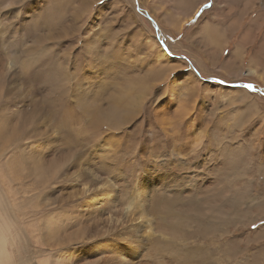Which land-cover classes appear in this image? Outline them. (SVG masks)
Returning a JSON list of instances; mask_svg holds the SVG:
<instances>
[{"label": "rangeland", "instance_id": "obj_1", "mask_svg": "<svg viewBox=\"0 0 264 264\" xmlns=\"http://www.w3.org/2000/svg\"><path fill=\"white\" fill-rule=\"evenodd\" d=\"M245 3L0 0L10 264H264V15L226 63Z\"/></svg>", "mask_w": 264, "mask_h": 264}, {"label": "bare ground", "instance_id": "obj_2", "mask_svg": "<svg viewBox=\"0 0 264 264\" xmlns=\"http://www.w3.org/2000/svg\"><path fill=\"white\" fill-rule=\"evenodd\" d=\"M250 3H253V1L251 2V1H249ZM248 2V3H249ZM244 3H245V0H244ZM247 3V2H246ZM246 3H245V5L242 3V6H246ZM252 5V4H251ZM250 5V6H251ZM241 6V7H242ZM254 6V5H253ZM248 7V6H247ZM246 8V7H245ZM245 8H244V10H245ZM193 10V9H192ZM243 10V9H242ZM241 10V11H242ZM239 12V11H238ZM243 12V11H242ZM239 15V14H238ZM264 15V13L262 14V15H259L258 17H256L253 21H251L250 23H249V25H248V28L247 29H245L244 31H243V35L241 36V38L239 39L240 41H239V43H238V46L237 47H235V50L230 54V56L227 58V60H226V63H228L231 59H235V58H238V57H240L241 56V54H242V52L240 53V50H241V48H242V46H243V43L244 42H246V44H247V42H250L249 40L251 39L250 38V36H252V35H254L253 34V30H254V28H255V24H257V22L259 21V23H260V20H261V17ZM235 20V19H234ZM177 24H179V20L177 19L176 20V24H175V26L177 25ZM208 24H206L204 27H205V31H206V34H207V36H206V39L207 40H209L210 39V37L212 36V34H213V32H211L210 33V31H212L213 30V28L212 27H209V26H207ZM177 27V26H176ZM175 27V28H176ZM216 30V29H215ZM212 38V40H213V38L214 37H211ZM261 39H262V35H261ZM252 40V39H251ZM264 40V39H263ZM251 43V42H250ZM223 46H224V43L222 44ZM245 45V44H244ZM260 45V44H259ZM260 47V46H259ZM160 52H161V54L162 55H165L166 53L165 52H163L161 49H160ZM166 58H167V56H166ZM251 60V59H250ZM253 60V59H252ZM256 62V61H255ZM258 67H259V65H258ZM248 73H252V74H256V75H261L262 73H258V68H257V66H256V64L254 63V60L253 61H251V62H249L248 63V67H247V70H246ZM264 75H262V77H263ZM263 81H264V79H263ZM248 94V93H247ZM256 106V105H255ZM170 201V200H169ZM171 205V204H170ZM115 211V210H114ZM123 230V229H122ZM5 231H6V225H5V223H4V221H2V224H0V264H10V262H9V255H8V252H7V242H6V233H5ZM109 233V232H108ZM110 245H114L113 244V242L110 244ZM132 247V249L134 250V258H138L139 257V255H140V253L139 252H141V251H143L144 249H145V247H143L142 245H133V246H131ZM111 250V248L108 250V252ZM139 253V254H138ZM16 263L15 264H23L24 263V261H23V259H22V257L20 256L19 258H17L16 260Z\"/></svg>", "mask_w": 264, "mask_h": 264}, {"label": "snow or ice", "instance_id": "obj_3", "mask_svg": "<svg viewBox=\"0 0 264 264\" xmlns=\"http://www.w3.org/2000/svg\"><path fill=\"white\" fill-rule=\"evenodd\" d=\"M204 7L207 8V7H209V5L206 4V5H204ZM202 11H203V9H201L200 11H198V12L196 13V15H197V16H200ZM243 87H245V88H247V89H249V90H252V91H258V89L254 88V86H253L252 84H246V85H244ZM73 167H74V165H73ZM262 223H264V222H262ZM253 227L255 228L256 225L254 224Z\"/></svg>", "mask_w": 264, "mask_h": 264}]
</instances>
